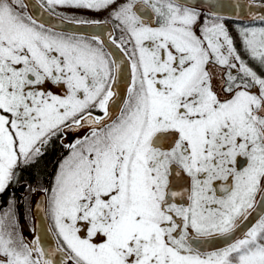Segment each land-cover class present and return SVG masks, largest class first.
I'll return each mask as SVG.
<instances>
[{
    "label": "snow or ice",
    "instance_id": "6c2138e0",
    "mask_svg": "<svg viewBox=\"0 0 264 264\" xmlns=\"http://www.w3.org/2000/svg\"><path fill=\"white\" fill-rule=\"evenodd\" d=\"M39 4L114 27L61 31L0 0V197L66 150L45 189L54 247L25 239L9 198L0 264H264V0L234 19L221 0Z\"/></svg>",
    "mask_w": 264,
    "mask_h": 264
},
{
    "label": "water",
    "instance_id": "95a60500",
    "mask_svg": "<svg viewBox=\"0 0 264 264\" xmlns=\"http://www.w3.org/2000/svg\"><path fill=\"white\" fill-rule=\"evenodd\" d=\"M222 3H226L227 6H230L232 3H235L233 0H221ZM25 3L28 5L27 11L30 14H33L38 20L44 21L46 24H49L56 28L57 30L61 31H67V32H76V33H81V34H86V35H91V34H101L105 39H107V32L111 31L110 24H102L99 27H93V26H80L76 24H72L67 22L66 20H62L59 17H56L54 15H49L48 12H46L44 9L40 7V4L38 1L35 0H25ZM218 11H220L218 9ZM223 11V9H222ZM230 12V17H234V9L231 7ZM109 26V27H108ZM108 27V29H106ZM103 29V31H102ZM112 52L116 54L117 59H124L122 54L119 53V51L109 44L107 46ZM124 76L128 77L129 72L125 71ZM123 83L127 84V79H122ZM125 90H118V92L123 95ZM86 133V130H85ZM21 191H24V186L20 187ZM47 196L46 192L44 191H39L36 192L32 199H31V209H30V214L32 217V226H33V231L30 236L26 235V240L31 241L34 239L36 236L41 237L42 243L46 247H54V234L53 231H50L51 225L49 222L48 214L44 211L46 208L47 204ZM262 212V206L259 205L257 208L256 212H254L253 217L250 219L248 223H251L259 213Z\"/></svg>",
    "mask_w": 264,
    "mask_h": 264
},
{
    "label": "flooded vegetation",
    "instance_id": "af4514ba",
    "mask_svg": "<svg viewBox=\"0 0 264 264\" xmlns=\"http://www.w3.org/2000/svg\"><path fill=\"white\" fill-rule=\"evenodd\" d=\"M35 1H38V3H39V0H35ZM226 1V0H225ZM233 1H235V0H233ZM239 2L242 4V5H247V3H248V0H239ZM261 2V0H256V3L257 4H259ZM226 6L225 7H223V8H220L219 10L224 14V15H226V16H228V17H230V12L229 11H231V6H227V4L226 3H224ZM222 9H223V11H222ZM26 11H27V9H26ZM251 11L253 12V13H257V14H259L262 10L261 9H259V8H255V7H253L252 9H251ZM28 12V11H27ZM249 12V8L248 7H243L242 9H241V15H246L247 13ZM92 14H94V13H86V14H83V18H86V19H92L91 17H88V16H91ZM67 15L68 16H72L73 15V13L71 12V11H68L67 12ZM95 16H97V20H101V21H104V20H106V19H108V17H107V14L106 13H100V14H94ZM233 19L235 18V17H232ZM67 21V20H66ZM68 22V21H67ZM242 23H247V19H245V20H243V21H241ZM110 24V29H111V31H112V29H113V27H114V25L110 22L109 23ZM108 27H106V29H108ZM117 36L119 35V33L117 32V33H115ZM128 82V81H127ZM125 87H126V84L125 83H123V80H118L117 81V85H116V91L118 92V90H125ZM119 93V92H118ZM86 134V133H85ZM73 139V137L72 136H69L68 137V142H71V140ZM52 151H55V154H54V159H53V162H52V164L50 165V168H49V173H48V177L44 180V190L46 189V187H47V189H49L50 187H51V185H52V182H53V179H54V174H55V171H56V169H57V167H58V162L61 160V158H62V155H64V154H66V150L65 149H63L62 147H60L59 145H57V147L54 149V150H51V151H49L48 153H51ZM25 184H27L28 185V187H32V189H35V191H31V193H27V188L28 187H25L24 186V191H21L20 190V185L22 186V185H25ZM38 187H41L40 186V184H38V183H36V184H33V185H31V184H29V183H27V182H22V183H19V184H15V185H13V186H11L4 194H3V196L2 197H0V202H2L4 205H6L7 204V202H8V200H9V198H14L15 200H16V210H17V216H18V220H19V226H20V231L23 233V235H24V237H26V235L27 236H30L31 234H32V220H30V218H31V216H30V218L27 220V218L25 219V213H26V211H25V206H26V210H27V213L29 212L30 213V206H31V199H32V197H33V195L36 193V192H39V191H42V190H39V188ZM33 192V193H32ZM45 192H47V191H45ZM49 192V191H48ZM47 192V193H48ZM30 197V199H29V202L27 203V204H25V200L27 199V198H29ZM259 207V204L257 205V207H256V209H255V211L254 212H256V210H257V208ZM29 210V211H28ZM254 212H253V215H254ZM28 213V214H29ZM260 214H262V212L261 213H259L258 214V216L260 215ZM253 215H252V217H253ZM257 216V217H258ZM251 217V218H252ZM256 217V218H257ZM48 218H49V221H50V224H51V218H50V216L48 215ZM250 218V219H251ZM255 218V219H256ZM254 219V220H255ZM253 220V221H254ZM250 221V220H249ZM248 221V222H249ZM31 223V226L30 225H28L29 223ZM54 224V223H53ZM53 229V228H52ZM26 239V238H25Z\"/></svg>",
    "mask_w": 264,
    "mask_h": 264
},
{
    "label": "trees",
    "instance_id": "16d2710c",
    "mask_svg": "<svg viewBox=\"0 0 264 264\" xmlns=\"http://www.w3.org/2000/svg\"><path fill=\"white\" fill-rule=\"evenodd\" d=\"M55 151L48 153L41 161L40 164L32 169L26 170L22 176L21 183L27 182L31 185L40 184L44 186V180L48 177L50 165L53 162ZM29 211V210H28Z\"/></svg>",
    "mask_w": 264,
    "mask_h": 264
},
{
    "label": "rangeland",
    "instance_id": "374dc122",
    "mask_svg": "<svg viewBox=\"0 0 264 264\" xmlns=\"http://www.w3.org/2000/svg\"><path fill=\"white\" fill-rule=\"evenodd\" d=\"M88 17H91L92 19H96L97 18V16H95L94 14H92L91 16H88ZM39 188V190H44V186H42V187H38ZM50 189V188H49ZM31 191H32V187L30 186V187H28L27 188V193H31ZM33 193V192H32ZM50 196V191L47 193V200H48V197ZM29 199H30V197L29 198H27L26 200H25V204H27L28 202H29ZM28 205V204H27ZM25 211H26V218H27V220L30 218V214H28L27 213V210H26V206H25ZM25 218V219H26ZM51 218V217H50ZM30 220H31V218H30ZM29 223V222H28ZM28 225H30L31 226V223H29ZM51 226H52V228H54V224H53V221H52V219H51Z\"/></svg>",
    "mask_w": 264,
    "mask_h": 264
}]
</instances>
